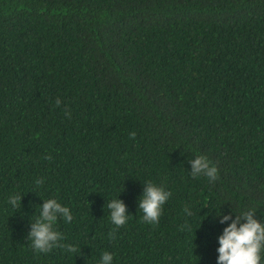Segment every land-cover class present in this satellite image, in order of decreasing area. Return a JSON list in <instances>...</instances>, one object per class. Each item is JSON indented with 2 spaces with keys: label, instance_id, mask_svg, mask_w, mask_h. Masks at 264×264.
I'll use <instances>...</instances> for the list:
<instances>
[{
  "label": "trees",
  "instance_id": "1",
  "mask_svg": "<svg viewBox=\"0 0 264 264\" xmlns=\"http://www.w3.org/2000/svg\"><path fill=\"white\" fill-rule=\"evenodd\" d=\"M148 181L171 192L157 224ZM51 198L75 252L31 247ZM248 210L264 223V0H0V264H217Z\"/></svg>",
  "mask_w": 264,
  "mask_h": 264
},
{
  "label": "clouds",
  "instance_id": "2",
  "mask_svg": "<svg viewBox=\"0 0 264 264\" xmlns=\"http://www.w3.org/2000/svg\"><path fill=\"white\" fill-rule=\"evenodd\" d=\"M57 106L60 101H56ZM135 137V132L131 133ZM51 159V157H47ZM191 175L198 177L204 175L210 182H215L219 178L218 168L205 155H197L191 161ZM37 185L42 184L41 180L36 181ZM171 196V192L163 187L157 186L151 181L146 182L143 195L140 198L139 210L143 212V221L151 224H157L162 214L163 204ZM22 202V196L14 194L9 197V203L13 207H19ZM106 207L110 212V220L117 227H122L127 223L128 212L127 205L123 200L116 198L107 202ZM191 215L186 207L184 210ZM39 216L32 221L31 231L28 233V239L31 241V247L36 252L47 253L54 247L64 248L66 251L75 252L74 245L63 244V235L53 227L61 216L65 222L70 223L73 219L69 207L62 205L55 198L46 199L45 203L39 206ZM255 210L244 211L237 214L233 219L232 214L222 215L219 220L221 224L228 223L219 236V256L217 264H261V250L264 246V223L256 216ZM113 237V233H109ZM113 254L105 251L99 261V264H112Z\"/></svg>",
  "mask_w": 264,
  "mask_h": 264
}]
</instances>
